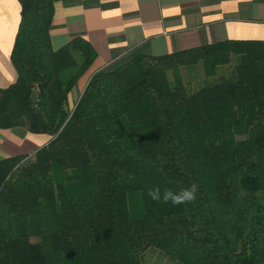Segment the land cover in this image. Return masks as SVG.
Instances as JSON below:
<instances>
[{
	"label": "trees",
	"instance_id": "1",
	"mask_svg": "<svg viewBox=\"0 0 264 264\" xmlns=\"http://www.w3.org/2000/svg\"><path fill=\"white\" fill-rule=\"evenodd\" d=\"M16 1L0 128L49 138L0 157V264H140L147 248L179 264H264V41L136 54L91 74L67 110L95 52L80 37L51 49L55 0ZM232 56L231 79L185 90L179 67ZM192 184L180 205L147 194Z\"/></svg>",
	"mask_w": 264,
	"mask_h": 264
},
{
	"label": "crops",
	"instance_id": "2",
	"mask_svg": "<svg viewBox=\"0 0 264 264\" xmlns=\"http://www.w3.org/2000/svg\"><path fill=\"white\" fill-rule=\"evenodd\" d=\"M18 19V2L0 0V88L16 78L9 53ZM48 37L52 50L73 37L91 46L95 58L84 72L88 80L136 54L161 56L227 40L264 41V0H55ZM48 138L22 127L0 128V157L30 154Z\"/></svg>",
	"mask_w": 264,
	"mask_h": 264
},
{
	"label": "rangeland",
	"instance_id": "3",
	"mask_svg": "<svg viewBox=\"0 0 264 264\" xmlns=\"http://www.w3.org/2000/svg\"><path fill=\"white\" fill-rule=\"evenodd\" d=\"M236 63V57H231L227 65L210 68L202 63H196L194 65L182 66L178 69V77L187 92L195 90L205 83H216L219 81H227L232 78L233 66ZM210 71L213 73L210 74ZM87 75V74H86ZM85 73L76 81L75 87H73L68 95L65 103V108L70 110L77 98L79 97L83 85L87 81ZM166 78L168 81L172 80V73L166 72ZM82 80V82H80ZM79 81V82H78ZM140 264H179L174 259L168 257L160 250L155 248H147L140 256Z\"/></svg>",
	"mask_w": 264,
	"mask_h": 264
},
{
	"label": "clouds",
	"instance_id": "4",
	"mask_svg": "<svg viewBox=\"0 0 264 264\" xmlns=\"http://www.w3.org/2000/svg\"><path fill=\"white\" fill-rule=\"evenodd\" d=\"M196 192L197 186L192 184L189 188L182 189L179 192L165 189L163 194H161V190L158 187L150 188L147 194L154 201L162 199L164 203L171 202L173 205H180L192 202L195 199Z\"/></svg>",
	"mask_w": 264,
	"mask_h": 264
}]
</instances>
